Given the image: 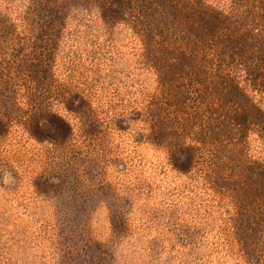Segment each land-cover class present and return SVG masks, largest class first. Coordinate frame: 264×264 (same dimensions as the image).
<instances>
[{
  "label": "rangeland",
  "instance_id": "1",
  "mask_svg": "<svg viewBox=\"0 0 264 264\" xmlns=\"http://www.w3.org/2000/svg\"><path fill=\"white\" fill-rule=\"evenodd\" d=\"M0 264H264V0H0Z\"/></svg>",
  "mask_w": 264,
  "mask_h": 264
},
{
  "label": "clouds",
  "instance_id": "2",
  "mask_svg": "<svg viewBox=\"0 0 264 264\" xmlns=\"http://www.w3.org/2000/svg\"><path fill=\"white\" fill-rule=\"evenodd\" d=\"M13 182H14V177L12 176V174L10 172H4L3 173V183L7 185Z\"/></svg>",
  "mask_w": 264,
  "mask_h": 264
}]
</instances>
